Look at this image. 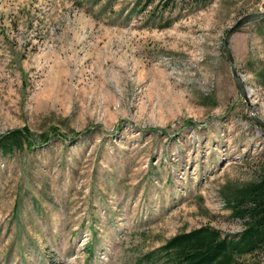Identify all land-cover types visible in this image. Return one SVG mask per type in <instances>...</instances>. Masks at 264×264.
<instances>
[{"label": "rangeland", "instance_id": "1", "mask_svg": "<svg viewBox=\"0 0 264 264\" xmlns=\"http://www.w3.org/2000/svg\"><path fill=\"white\" fill-rule=\"evenodd\" d=\"M165 1L0 0V139L31 140L0 148V264H140L178 233L244 228L264 17L229 39L244 96L225 38L264 0Z\"/></svg>", "mask_w": 264, "mask_h": 264}, {"label": "trees", "instance_id": "2", "mask_svg": "<svg viewBox=\"0 0 264 264\" xmlns=\"http://www.w3.org/2000/svg\"><path fill=\"white\" fill-rule=\"evenodd\" d=\"M176 1L179 0H166L165 8ZM258 74L264 81V66ZM29 133V129L11 131L0 139V148L9 153L15 146L23 147L24 142L31 144ZM48 141L46 135L45 142ZM233 200L234 214L244 221L241 231L224 235L211 225H203L181 232L146 253L140 264H255L246 258L264 252V171L259 180L239 187Z\"/></svg>", "mask_w": 264, "mask_h": 264}, {"label": "water", "instance_id": "3", "mask_svg": "<svg viewBox=\"0 0 264 264\" xmlns=\"http://www.w3.org/2000/svg\"><path fill=\"white\" fill-rule=\"evenodd\" d=\"M264 17V12H261V13H257V14H249V15H246L245 17H243L242 19H240L228 32L226 38H225V47H226V50H227V53H228V56H229V60L231 62V67H232V72H233V76L236 80V83H237V86H238V89L240 91V94L244 96V86H243V82L237 72V69H236V66H235V61H234V57H233V54L231 52V49L229 47V39L231 37V35L237 31L240 27H242L243 25H245L246 23H249L251 22L252 20H255V19H260ZM260 123V122H259ZM262 125H264V123H261Z\"/></svg>", "mask_w": 264, "mask_h": 264}]
</instances>
